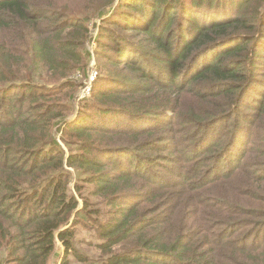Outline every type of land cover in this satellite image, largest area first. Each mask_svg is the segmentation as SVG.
Returning a JSON list of instances; mask_svg holds the SVG:
<instances>
[{"label": "trees", "instance_id": "obj_1", "mask_svg": "<svg viewBox=\"0 0 264 264\" xmlns=\"http://www.w3.org/2000/svg\"><path fill=\"white\" fill-rule=\"evenodd\" d=\"M263 121L264 0H0V264H264Z\"/></svg>", "mask_w": 264, "mask_h": 264}, {"label": "rangeland", "instance_id": "obj_2", "mask_svg": "<svg viewBox=\"0 0 264 264\" xmlns=\"http://www.w3.org/2000/svg\"><path fill=\"white\" fill-rule=\"evenodd\" d=\"M221 7L222 6H220L219 3H217V6H214L213 10H218ZM201 12H203V10H201ZM201 14L202 13L196 15V21H198L200 23H203V22L207 23L209 20H202V16L203 15L201 16ZM206 15L208 16V14H206ZM100 21L101 20L98 19L96 21V25H94L92 27L93 28V39H92L91 43L88 44V48L91 51V57H90V62H89V66H88L89 70L87 71V72H89V74H88L89 79L86 80V83L84 84V87L81 89V91H80V93L78 95L79 99H82V98H80V96H84L83 98H85V97L91 95V93H92V95L94 94L95 97H96V95L98 94L99 89L105 87L106 85H109L110 83L120 81V77L121 78L124 77L122 68H118L117 66H114V65L110 64V68H109V70H107V66L106 65L108 64V60H104L103 58H101L99 53H98L99 47L97 46V33H98V26L100 24ZM93 23H94V21H92V24ZM143 37H144V34L140 33L138 35V37L136 38V40L137 41H142ZM219 49L220 48H217V50H214V52L216 54L219 53ZM112 59H114L116 61H119V59L116 58L115 56ZM134 59H135V57H134ZM122 60H124V58H122ZM77 76L79 78L80 75L77 74ZM92 76H94L95 79L98 78L97 82L95 84V90L92 92V88H91V91L89 93H87L88 83H89V86H90V84L92 86L93 82H94V81H92V83L90 82V79H91ZM117 77H119V78H117ZM81 81L83 82L84 80H81ZM250 112L252 113L253 110H250ZM233 123H235L234 119H232V118L226 119V120L220 122L219 124H216L215 127L213 128L214 129L213 132H215V133H218V132L224 133V132H227V131L229 132V130H231L234 127ZM248 129H249V131H250V129L252 130V128H241V129L238 130V132L239 131H246ZM261 129H262V132H264V121L262 122ZM60 142L64 145V142L61 139H60ZM195 146H194V149H196V150L197 149L198 150H203L204 147H205V146L203 147L202 143H199L198 145H195ZM200 153H201V151L198 154H200ZM263 153H264V151H258L256 153V157L255 158L258 159V160H262L264 157L257 156V154H263ZM254 156L255 155H253V157ZM253 157H252V159H253ZM170 160H171V158H170ZM166 163H169V161L166 162ZM156 168H157V166H156ZM158 169H161V167H158ZM167 175L170 176V178L173 177L170 174H167ZM243 175L244 174H242L240 177H238L236 179L231 180V182L229 184H233V183L240 184V183L246 181L242 177ZM76 181H77V179H75V178L72 180V183H71V188L72 189H74V185L73 184ZM253 181H256V179L254 177H253ZM253 181L251 179L248 180V184H252ZM74 193L78 196L76 191H74ZM256 196H257V198L259 200V199L264 197V194L259 190L256 193ZM78 198H79V196H78ZM79 200H80V202L82 204L83 203L82 199L79 198ZM78 232H79V237L80 238L84 237V238L89 239V240H94L92 232H90L88 230H84L83 228H78ZM58 243H60V247H61V250L59 248V253L60 254L58 253L55 256L57 258L53 259L52 264H65V263H63V261H64V248H63V245H62L61 242H58ZM76 248L79 249V251L84 252V253L88 254L89 256H91V257L96 256L97 252H98L95 248L90 247L86 243H76ZM71 264H84V263L83 262H78L75 259L73 262H71Z\"/></svg>", "mask_w": 264, "mask_h": 264}, {"label": "built area", "instance_id": "obj_3", "mask_svg": "<svg viewBox=\"0 0 264 264\" xmlns=\"http://www.w3.org/2000/svg\"><path fill=\"white\" fill-rule=\"evenodd\" d=\"M94 80H95V78H94V76H92L91 79H90V82L92 83V81H94ZM91 88H92L91 84L89 86V83H88L87 93H89L91 91ZM83 97L84 96H80V98H83Z\"/></svg>", "mask_w": 264, "mask_h": 264}, {"label": "crops", "instance_id": "obj_4", "mask_svg": "<svg viewBox=\"0 0 264 264\" xmlns=\"http://www.w3.org/2000/svg\"><path fill=\"white\" fill-rule=\"evenodd\" d=\"M60 245V243H58Z\"/></svg>", "mask_w": 264, "mask_h": 264}]
</instances>
